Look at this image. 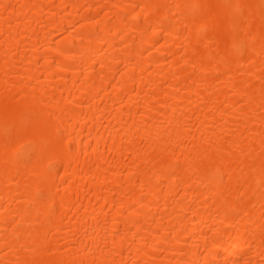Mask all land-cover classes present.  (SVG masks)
I'll return each instance as SVG.
<instances>
[{"label": "bare ground", "instance_id": "bare-ground-1", "mask_svg": "<svg viewBox=\"0 0 264 264\" xmlns=\"http://www.w3.org/2000/svg\"><path fill=\"white\" fill-rule=\"evenodd\" d=\"M0 264H264V0H0Z\"/></svg>", "mask_w": 264, "mask_h": 264}]
</instances>
